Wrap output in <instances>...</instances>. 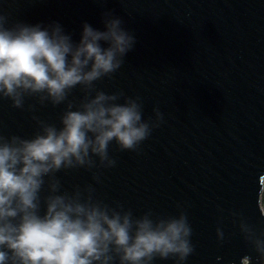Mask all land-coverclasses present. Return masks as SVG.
<instances>
[{
    "label": "water",
    "instance_id": "1",
    "mask_svg": "<svg viewBox=\"0 0 264 264\" xmlns=\"http://www.w3.org/2000/svg\"><path fill=\"white\" fill-rule=\"evenodd\" d=\"M0 11L10 22H59L75 43L85 22L105 31L103 13L113 12L136 44L114 77L96 86L139 96L145 120L155 118L156 107L164 117L139 152L112 146L118 163L103 170L100 184L85 169L58 173L61 194L93 184L97 198L136 216L148 209L177 215L183 205L195 245L187 264H239L251 253L231 213L262 219L256 192L264 175V0H0ZM70 99H83L79 87ZM32 103L18 110L0 102V132L30 138L33 115L59 126L64 105H37L32 113Z\"/></svg>",
    "mask_w": 264,
    "mask_h": 264
},
{
    "label": "clouds",
    "instance_id": "2",
    "mask_svg": "<svg viewBox=\"0 0 264 264\" xmlns=\"http://www.w3.org/2000/svg\"><path fill=\"white\" fill-rule=\"evenodd\" d=\"M103 24L100 31L85 22L75 43L59 22H10L0 11V102L25 110L28 100L35 101L27 107L32 113L37 105L65 106L59 126L33 115L37 130L30 138L0 132V264H187L195 253L183 205L177 215L148 209L136 216L122 203L97 198L93 184L61 194L58 173L85 169L100 184L103 170L118 163L112 146L139 152L164 120L158 107L155 118L145 120L139 96L97 88L124 66L136 44L113 12L103 13ZM77 87L83 93L78 103L70 99ZM256 195L258 224L231 213L255 254L239 264H264V175ZM217 238L225 239L219 227Z\"/></svg>",
    "mask_w": 264,
    "mask_h": 264
}]
</instances>
